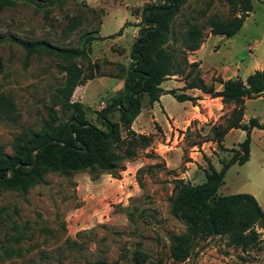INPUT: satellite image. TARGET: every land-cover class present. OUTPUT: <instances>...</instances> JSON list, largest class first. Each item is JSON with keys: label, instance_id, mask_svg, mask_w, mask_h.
<instances>
[{"label": "rangeland", "instance_id": "1", "mask_svg": "<svg viewBox=\"0 0 264 264\" xmlns=\"http://www.w3.org/2000/svg\"><path fill=\"white\" fill-rule=\"evenodd\" d=\"M162 2L16 0L14 6L1 10L0 35L6 36V41L0 44L3 65L0 71V146L12 153L16 135L43 127L49 107L54 105L56 89L64 86L67 77L63 59L43 54L29 56L12 38L44 39L62 47L81 48L88 34L97 36L100 29L102 34L111 33L86 45L100 80L89 85L87 98L83 100L91 106L87 108V119L106 129L98 121V112L124 94V79L132 62L133 41L128 38L113 41L111 38L117 35L112 33L116 34L126 23L124 30L131 37L134 16L141 15L148 4ZM253 5L244 30L232 37L214 35L207 40L199 54L207 75L228 65L232 69L239 66V74L244 78L253 58L264 64V0H253ZM229 16L226 0H187L181 6L180 13L170 23L167 44L175 63H180L176 70L184 68L182 40L189 22L203 26L207 32L208 17L226 19ZM138 24L145 26L142 19ZM255 40L260 44L251 57L248 43L253 44ZM77 62L84 73L90 72L87 60ZM185 74L180 72L177 76L185 79ZM218 78L221 75L213 77L209 85ZM196 80L197 76H191V82ZM165 86L167 82L163 83ZM173 89L180 93L177 88ZM81 97L78 92L73 100ZM142 100V118L149 121L146 94ZM161 102L172 113L184 110V102L170 94L163 96ZM195 103L197 101L189 102V107ZM216 103L211 102L216 108V120L214 115L203 122L196 119L185 130L178 129L180 134L184 133L182 140L170 137L167 141L166 131H170L157 121L144 127L137 124L136 132L149 135L152 142L146 148L138 146L134 157L121 163L125 169L115 171L118 177L101 173L92 179L88 171L50 172L46 182L32 187L26 194L0 189V264H86L97 260L106 264H135L132 256L137 249L148 254V260L142 264H264V224L256 227L260 233L257 247L230 246L226 237L215 236L199 240L185 261L174 262L170 257L169 235L186 230L184 220L170 212L174 180L203 182L209 162L220 170L246 138V132L238 129L223 139L222 147L216 143L211 127L224 126L235 107L224 103L221 107ZM55 106L59 122L66 121L71 112L61 105ZM245 109L250 118L256 117L264 123V94L249 99ZM154 113L164 119L160 104ZM108 117L118 121L119 110L112 111ZM180 125L185 126V122ZM123 136H126L125 131ZM131 145L126 141L124 148ZM236 193L254 195L264 209V128H254L251 133L250 159L244 164L231 165L225 174L219 194Z\"/></svg>", "mask_w": 264, "mask_h": 264}, {"label": "trees", "instance_id": "2", "mask_svg": "<svg viewBox=\"0 0 264 264\" xmlns=\"http://www.w3.org/2000/svg\"><path fill=\"white\" fill-rule=\"evenodd\" d=\"M187 0H163L159 4H148L142 12L145 26L140 28L134 41L132 62L124 79V94L115 98L104 109L98 112V121L106 129L91 123L87 119V108L84 103L73 100L77 86L97 76L95 63L90 60L86 45L100 36L88 34L84 45L79 47H62L47 40H26L12 38L27 55L43 54L61 58L65 61L63 69L67 73L63 87L56 89L53 106L49 107L48 119L38 131L28 130L16 135L12 143V153L0 146V189L16 190L22 194L41 183L46 182L50 172L69 174L88 171L92 179L101 173L117 174L124 170L122 162L134 157L138 146L146 148L152 142L149 135L137 133L132 125L143 109V95L146 94L149 104L159 101L164 93L173 95L179 101L195 102L197 97L181 93L175 89L164 90L163 81L178 73H186L185 77L198 74V63L189 62L188 53L197 50L205 40L207 32L197 23L189 22L182 43L184 57L182 70H176L173 52L167 47L171 34L170 23L180 13L181 6ZM230 8V16L226 19L208 17L210 32L215 35L232 37L243 27L246 18L253 11V0H226ZM16 0H0V11L14 6ZM206 9L202 13H205ZM126 25V23L124 24ZM122 29L116 34H121ZM6 36L0 35V44ZM87 60L89 73H84L77 60ZM98 67V65H96ZM3 65L0 59V71ZM188 69L185 72V69ZM223 85L216 90L214 84L207 85L202 79L189 82L185 88H199L220 97L224 104H234L233 112L226 119V124L213 125L211 131L214 140L223 146L225 135L233 128L246 132V138L234 149L232 157L224 161L220 170L210 162L205 171L206 179L201 183H192L177 178L175 193L170 199V212L186 223V230L169 235L170 257L174 262L188 259L201 239L220 236L226 237L230 246L244 249L257 247L260 233L257 225L264 224V209L257 198L250 193L219 194L224 177L231 165L244 164L251 155V133L254 128H264L258 118L251 117L243 122L247 99L264 94V69L256 70L244 80L236 78H218ZM55 105H61L70 111L68 119L59 122ZM119 110L120 118L113 121L109 114ZM123 131L126 136H123ZM126 141L132 143L124 148ZM135 264L148 260V254L140 249L133 252ZM86 264H106L103 260L88 261Z\"/></svg>", "mask_w": 264, "mask_h": 264}, {"label": "crops", "instance_id": "3", "mask_svg": "<svg viewBox=\"0 0 264 264\" xmlns=\"http://www.w3.org/2000/svg\"><path fill=\"white\" fill-rule=\"evenodd\" d=\"M253 7H254V5H253ZM251 13H252V11L250 12V15H251ZM250 15L246 18V20L244 22V25L240 29V31H242V30L245 29V27L247 25L246 22H247L248 18L250 17ZM134 17H135V19L131 20L134 23L133 25H131V26L134 27V29L132 31L131 37H128L126 35V29L124 30V28L127 25H123V27L121 28L122 29L121 34H118L116 36V38H111L113 41L120 42V41H123L124 39L128 38V39L132 40L133 43H134V41L137 39V37L139 35L140 28L142 27L141 24H138V22L140 21V19H142V14L141 15L134 16ZM103 26H104V24L101 26V28H103ZM116 34H113L112 33V35H116ZM109 35H111V33L110 34H102V31L100 29L99 30V34L97 36H100V37H108ZM214 35L215 34H212L210 32V28H209V30L207 31V36L205 37V40L202 43V45L197 50L188 53V60H189V62H191V63L192 62L198 63L197 70H198L199 73L198 74H194L192 77H196L197 76V80L202 79L203 82L205 84H207V85H209V83L212 82V78L213 77H218L219 75H221V78H223V79L241 77L240 74H239V68H240L239 66L236 67V69H232L230 66L224 65V66L220 67L218 70L213 71L210 75H207L205 73V71L203 70V64H202L201 59L199 58V54H200L201 50L204 48V46L206 45L207 40L211 39ZM220 36H223V35H220ZM259 44H260V41H258V40H255V43H253V44L250 43V42L248 43V49H250V51H251L249 53V55L251 57H253L254 51L259 48ZM249 65H250V68H251L250 71H249V73H247L246 77H244V78L241 77L244 80L248 77V75H250L254 71L264 69V64L262 62L258 61V60H255L254 58L251 60V63H249ZM190 78L191 77H188V78L183 79L182 77L177 76V74L176 75H172L171 77H169L168 79H166L165 81H163V83L164 82H167L168 83V86L163 87V83H162L161 84V87L164 90H166V91L167 90H170V89H173V88H177L178 91L180 92L179 94L185 93V94H188V95L197 97V99H196L197 103L192 104L191 107H189V102H192V101H190V100L182 101L185 104L184 105V110L182 112H180V113H172V112H170V110H167L162 105V102H161L162 97L163 96H166V95H169V93H164V94H162L160 96L159 101H156L152 105L149 104V109L148 110H149L150 120L149 121H146V117H143L142 118L143 113L141 112L138 115V117L135 119V121L133 122V125H132L133 129L135 131H138L136 129V125L137 124L139 125V127H144L146 124H150V122H152V121H157L158 123L162 124L165 127V129H166V127H167V129H169L170 132H167L166 131L167 141L170 140V137H173L174 140H178V139L179 140H182V138L184 137V133L182 132L180 134V132H179L178 129L185 130L186 127H189L191 125V122L194 121V120H196V119H198L199 121L203 122V121H207V117H212L214 115V120H216V117H217V115L215 114L216 108H214V106L211 104V102L216 101L217 102L216 104H220L221 107H222V103L223 102H222L221 98L220 97H213L210 93L204 92L202 89H199V88H196V87L195 88H187L186 90L183 89L186 86L187 83L191 82L190 81ZM94 80L99 81L100 79H99V77L98 78L95 77L93 79L88 80L86 83L77 86V88L75 89L74 94H73L74 96L78 92L81 94V96H82L81 99H79L77 101H80V102L84 103V105L86 106V108L91 107V106L86 105L83 100H85V98H87V89H88L89 85H91V83ZM214 86H215V89L216 90H221L222 87H223V85L221 83L217 82L216 80L214 82ZM211 96H212V98H210ZM248 100L249 99L246 100V103H247ZM246 103H245V108H246ZM101 104L104 105L105 103L104 102H101ZM159 104H160L161 112L163 114L164 119H162L161 117H159L158 114H155L154 113L156 107ZM96 107L98 109L101 108L100 105H97ZM142 111H143V109H142ZM249 119H250V117L246 114V109H245V114H244L243 122L244 123H247L249 121ZM182 122H185V126H181L180 125ZM260 123H262V122H260ZM238 129H240V128H233V129H231L225 135V137L228 134H230V133H232V132H234L235 130H238ZM211 143H212V141H211ZM216 143H217V141H216ZM223 144H224V141H223ZM204 147H205V144L203 145V148Z\"/></svg>", "mask_w": 264, "mask_h": 264}]
</instances>
